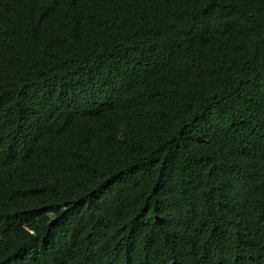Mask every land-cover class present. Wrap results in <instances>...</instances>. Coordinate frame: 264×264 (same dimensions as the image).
Returning <instances> with one entry per match:
<instances>
[{
  "label": "trees",
  "instance_id": "obj_1",
  "mask_svg": "<svg viewBox=\"0 0 264 264\" xmlns=\"http://www.w3.org/2000/svg\"><path fill=\"white\" fill-rule=\"evenodd\" d=\"M0 264H264V0H0Z\"/></svg>",
  "mask_w": 264,
  "mask_h": 264
}]
</instances>
